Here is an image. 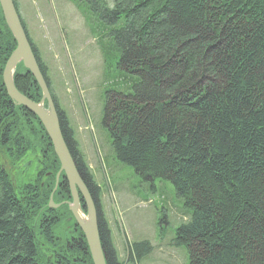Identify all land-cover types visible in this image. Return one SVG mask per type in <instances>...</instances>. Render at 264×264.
Listing matches in <instances>:
<instances>
[{
	"label": "trees",
	"instance_id": "1",
	"mask_svg": "<svg viewBox=\"0 0 264 264\" xmlns=\"http://www.w3.org/2000/svg\"><path fill=\"white\" fill-rule=\"evenodd\" d=\"M71 1L105 66L114 64L110 77L131 76L107 93L102 123L118 162L149 185L168 182L182 199L187 219L173 243L186 250L188 264H264V0ZM15 46L0 8V264H92L66 205L48 206L59 162L42 124L5 91L2 70ZM13 84L30 100L41 99L21 63ZM51 96L96 207L105 263L123 264L100 190ZM22 162L33 170L12 176ZM52 197L70 199L62 174ZM148 253L141 240L129 244L127 260Z\"/></svg>",
	"mask_w": 264,
	"mask_h": 264
},
{
	"label": "rangeland",
	"instance_id": "2",
	"mask_svg": "<svg viewBox=\"0 0 264 264\" xmlns=\"http://www.w3.org/2000/svg\"><path fill=\"white\" fill-rule=\"evenodd\" d=\"M15 2L45 67L50 89L100 187L101 208L118 260L123 264H188L186 250L173 243L175 229L187 219L182 199L166 181L158 179L147 187V182H142L130 167L121 165L110 150L101 111L109 96L104 91L111 79L108 76L115 73L114 64L105 66L90 26L71 0ZM124 78L130 82L131 76L126 74ZM50 158L48 152L46 161ZM26 164L22 162L18 168L10 169V174L14 176L18 170L29 173L34 165L26 168ZM142 239L148 244L149 253L128 262L129 244Z\"/></svg>",
	"mask_w": 264,
	"mask_h": 264
},
{
	"label": "water",
	"instance_id": "3",
	"mask_svg": "<svg viewBox=\"0 0 264 264\" xmlns=\"http://www.w3.org/2000/svg\"><path fill=\"white\" fill-rule=\"evenodd\" d=\"M0 8L4 21L16 42V47L7 58L2 70V82L5 91L16 105L23 106L29 110L41 122L60 163L56 180L58 175L63 172L71 192L72 200L68 203V209L76 224L84 234L93 264H105L104 255L99 241L95 205L87 186L77 172L76 166L63 140L55 106L31 51L24 28L16 11L15 4L13 0H0ZM19 62H21L23 67L31 73L41 90L42 95L38 103L21 94L13 84L12 76L14 68ZM44 100L46 101V108L43 106ZM79 195L84 201L86 216L80 207ZM53 206L54 205L50 199L49 207ZM83 216L87 219L85 222H83Z\"/></svg>",
	"mask_w": 264,
	"mask_h": 264
},
{
	"label": "bare ground",
	"instance_id": "4",
	"mask_svg": "<svg viewBox=\"0 0 264 264\" xmlns=\"http://www.w3.org/2000/svg\"><path fill=\"white\" fill-rule=\"evenodd\" d=\"M82 219H83V222H85V221L87 220V219H86V217H84V216H83V218H82Z\"/></svg>",
	"mask_w": 264,
	"mask_h": 264
}]
</instances>
